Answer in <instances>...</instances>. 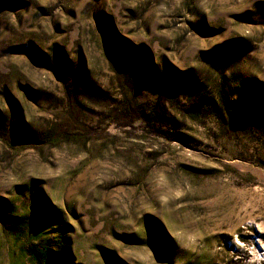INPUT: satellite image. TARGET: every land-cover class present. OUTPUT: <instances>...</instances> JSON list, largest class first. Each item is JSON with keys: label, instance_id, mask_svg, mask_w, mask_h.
<instances>
[{"label": "rangeland", "instance_id": "1", "mask_svg": "<svg viewBox=\"0 0 264 264\" xmlns=\"http://www.w3.org/2000/svg\"><path fill=\"white\" fill-rule=\"evenodd\" d=\"M0 264H264V0H0Z\"/></svg>", "mask_w": 264, "mask_h": 264}]
</instances>
